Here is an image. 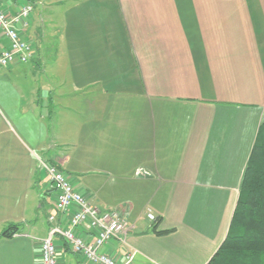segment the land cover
Listing matches in <instances>:
<instances>
[{
	"label": "crops",
	"instance_id": "1",
	"mask_svg": "<svg viewBox=\"0 0 264 264\" xmlns=\"http://www.w3.org/2000/svg\"><path fill=\"white\" fill-rule=\"evenodd\" d=\"M23 38L32 58L0 66V264H43L56 192L33 152L126 218L127 244L102 251L207 264L264 121V0H41ZM55 242L59 264H90Z\"/></svg>",
	"mask_w": 264,
	"mask_h": 264
},
{
	"label": "built area",
	"instance_id": "2",
	"mask_svg": "<svg viewBox=\"0 0 264 264\" xmlns=\"http://www.w3.org/2000/svg\"><path fill=\"white\" fill-rule=\"evenodd\" d=\"M41 0H26L18 10L10 12L0 4V29L9 39V46L0 51V66L9 67L15 62L26 63L34 55L30 41L23 38V32L29 24L34 7ZM33 155L38 167L45 170L47 182L55 190L54 208L56 213L48 216L49 233L41 242L43 264H59L55 237L60 236L74 252L81 253L90 264H130L133 254H128L123 262L117 261L110 254L102 251V247L113 239L127 244L129 224L118 212H102L86 196L75 190L70 177L35 152ZM138 175L146 174L138 170ZM71 213L69 225L64 227L58 214ZM148 217L156 221L157 217L151 211ZM87 224L95 231L93 241H87L77 234L78 226Z\"/></svg>",
	"mask_w": 264,
	"mask_h": 264
},
{
	"label": "trees",
	"instance_id": "3",
	"mask_svg": "<svg viewBox=\"0 0 264 264\" xmlns=\"http://www.w3.org/2000/svg\"><path fill=\"white\" fill-rule=\"evenodd\" d=\"M17 229L12 226L4 235ZM207 264H264V121L245 169L229 231Z\"/></svg>",
	"mask_w": 264,
	"mask_h": 264
},
{
	"label": "rangeland",
	"instance_id": "4",
	"mask_svg": "<svg viewBox=\"0 0 264 264\" xmlns=\"http://www.w3.org/2000/svg\"><path fill=\"white\" fill-rule=\"evenodd\" d=\"M118 261V260H117ZM120 262V261H119Z\"/></svg>",
	"mask_w": 264,
	"mask_h": 264
}]
</instances>
